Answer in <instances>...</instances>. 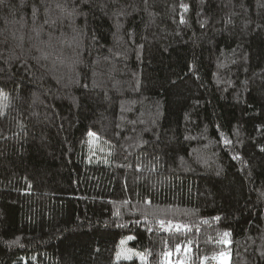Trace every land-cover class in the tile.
<instances>
[{
  "label": "trees",
  "instance_id": "trees-1",
  "mask_svg": "<svg viewBox=\"0 0 264 264\" xmlns=\"http://www.w3.org/2000/svg\"><path fill=\"white\" fill-rule=\"evenodd\" d=\"M221 253L264 264V0H2L0 264Z\"/></svg>",
  "mask_w": 264,
  "mask_h": 264
},
{
  "label": "rangeland",
  "instance_id": "rangeland-1",
  "mask_svg": "<svg viewBox=\"0 0 264 264\" xmlns=\"http://www.w3.org/2000/svg\"><path fill=\"white\" fill-rule=\"evenodd\" d=\"M108 156V147L107 145L100 140L99 138H97L94 135H89L88 137V148H87V160L91 163V162H102L105 161L106 158ZM119 254V256H118ZM125 256H129L130 259H139L137 258V256L135 255V253L129 251V253H126V249L124 244L122 243L120 246V249L118 250V252L116 253V259L120 260V259H125ZM229 261V256L227 255V264ZM165 264H178V262H175L172 260L171 257H167L165 260ZM179 264H182L181 262H179ZM215 264H222L220 255L216 258V262Z\"/></svg>",
  "mask_w": 264,
  "mask_h": 264
},
{
  "label": "snow or ice",
  "instance_id": "snow-or-ice-1",
  "mask_svg": "<svg viewBox=\"0 0 264 264\" xmlns=\"http://www.w3.org/2000/svg\"><path fill=\"white\" fill-rule=\"evenodd\" d=\"M0 2H2V0H0ZM89 135H95V134L94 133H89ZM163 226H164V222L161 221V227H163ZM170 227H171V225H170ZM175 227H176L177 230H179L181 227H185V226L175 225ZM224 235L227 236L228 234L225 233ZM128 239H132V237H129ZM122 243H123V241H122ZM179 250H180L179 247H177V251H179ZM186 251H188V250L186 249ZM167 255H169V253H166V256ZM118 256H119V254H118ZM220 258H221L222 264H227V254L226 253H221ZM125 259H130V257L129 256H125ZM144 259L145 258L143 256H141V260H144ZM178 264H179V262H178Z\"/></svg>",
  "mask_w": 264,
  "mask_h": 264
}]
</instances>
